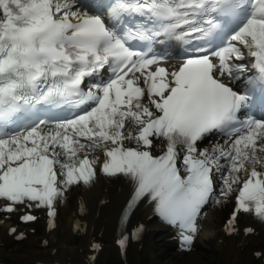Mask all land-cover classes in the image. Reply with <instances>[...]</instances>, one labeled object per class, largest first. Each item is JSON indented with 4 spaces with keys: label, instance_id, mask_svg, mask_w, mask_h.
Here are the masks:
<instances>
[{
    "label": "snow or ice",
    "instance_id": "1",
    "mask_svg": "<svg viewBox=\"0 0 264 264\" xmlns=\"http://www.w3.org/2000/svg\"><path fill=\"white\" fill-rule=\"evenodd\" d=\"M219 17L238 22L223 46L198 48L174 68L129 43L162 32L211 43ZM246 56L257 75L237 91ZM256 98L264 102V0H0V213L22 206L28 223L31 209L45 208L54 228L57 200L102 173L133 185L121 224L147 198L179 228L185 251L204 207L234 192L225 231H237L241 212L264 223V118L244 112ZM144 231L121 233V251Z\"/></svg>",
    "mask_w": 264,
    "mask_h": 264
},
{
    "label": "bare ground",
    "instance_id": "2",
    "mask_svg": "<svg viewBox=\"0 0 264 264\" xmlns=\"http://www.w3.org/2000/svg\"><path fill=\"white\" fill-rule=\"evenodd\" d=\"M202 147L205 145H201ZM100 157V155H99ZM96 178L90 186H84L86 195H89L91 192L95 193L96 191H103L105 188H109L110 185H106ZM116 184L113 185L115 188ZM80 188L77 185H73V189L70 192H67L69 195L66 202L60 207V227L62 229L61 234H57L56 238L58 239L57 248L61 251L56 256H51L50 252L44 255L42 252H39L37 249H32L30 251L25 249L22 253H8L1 254L0 256L6 260H10L12 263L16 264H33L36 258H41L45 260H57L65 262L68 257H73L74 260L79 261L81 254L79 253L80 248H84L83 241L80 240L77 243H74L70 240L69 227L71 223V218L75 211V200L73 198L74 194L79 193ZM229 200L220 205H216L212 202L210 208L208 209V221H210V226L212 229L216 230L222 220L226 217V211L230 210ZM117 217L116 208L109 211V216L106 222L104 223L105 228L112 229L115 225ZM151 233L149 235V246H147V252H144L140 256H131L130 264H212L214 259L221 260L222 264H233V257H237L234 251H231L228 255L217 254L215 253V247L212 245V240L210 242H203L199 247H193L189 252H181L179 250L171 249L169 245L163 244L161 242L162 236L160 231L162 227L152 223ZM55 236V235H54ZM68 247V248H65ZM105 256H109L110 259L108 262L105 261ZM104 257L100 259L99 264H118L114 258V254L111 248H108L107 253ZM242 264H255L250 259L241 257Z\"/></svg>",
    "mask_w": 264,
    "mask_h": 264
}]
</instances>
